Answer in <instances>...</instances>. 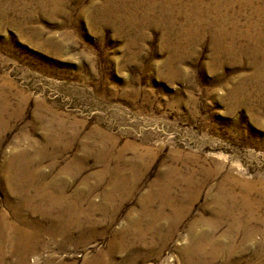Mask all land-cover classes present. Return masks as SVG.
Masks as SVG:
<instances>
[{"label": "rangeland", "instance_id": "rangeland-1", "mask_svg": "<svg viewBox=\"0 0 264 264\" xmlns=\"http://www.w3.org/2000/svg\"><path fill=\"white\" fill-rule=\"evenodd\" d=\"M249 1L0 0V87L21 110L0 137V208L19 200L6 183L51 194L66 184L91 214L81 232L87 264L129 218L159 209L164 196L144 198L172 171L182 199L181 178L209 169L189 213L172 230L166 219L156 225V253L147 256L149 239L133 245L135 264H264L256 249L202 260L189 235L224 176L264 181V0ZM61 127L72 139L65 151L50 143Z\"/></svg>", "mask_w": 264, "mask_h": 264}, {"label": "bare ground", "instance_id": "bare-ground-1", "mask_svg": "<svg viewBox=\"0 0 264 264\" xmlns=\"http://www.w3.org/2000/svg\"><path fill=\"white\" fill-rule=\"evenodd\" d=\"M249 2L252 4L254 0ZM11 105L5 89L0 87V137L21 116L20 107L13 109ZM49 136L51 146L60 151L68 149L72 141L62 127L52 129ZM34 144L31 142V148H34ZM175 174L172 171L166 187L156 195L151 193L144 198V202H147L157 200L156 196H164L159 209L153 212L145 207L141 210V220L129 218L128 227L116 235L118 240L115 237L107 249L96 251L87 264H135L140 255L133 245H146L148 239L152 245L148 248L147 256L156 253L153 241L161 233L156 225L166 219L172 230L175 220L189 213L191 201L205 188L212 171L204 170L203 178L199 180L194 179L192 173L181 178L187 187L182 199H176L173 195L178 185ZM4 186L19 200L11 203L7 199L1 205L4 209L0 208V264H78V258L81 264H86V255L80 245L86 243V235L82 233L86 231V218L91 214L86 212L81 201L65 195L66 184L55 187L54 194L48 191L46 185L31 181L16 186L6 183ZM208 192L204 210L209 217L200 215L192 224L189 230L190 250L202 260H214L224 253L230 256L239 250L264 252V181H244L226 175ZM109 197L108 193L107 205L103 209L105 214L112 208L113 201ZM119 197L122 199L124 195ZM148 220L155 224H147ZM198 225L201 230L195 231ZM153 229L157 231L155 236L150 234ZM78 232H82L81 235ZM99 234L92 233L89 237ZM163 235L159 239L165 243L174 234L170 231ZM122 255L128 256L126 261ZM176 261L174 256H170L163 264H175ZM185 261L191 263L189 259Z\"/></svg>", "mask_w": 264, "mask_h": 264}]
</instances>
